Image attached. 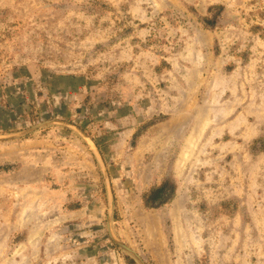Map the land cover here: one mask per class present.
<instances>
[{"label": "rangeland", "instance_id": "1", "mask_svg": "<svg viewBox=\"0 0 264 264\" xmlns=\"http://www.w3.org/2000/svg\"><path fill=\"white\" fill-rule=\"evenodd\" d=\"M49 120L144 264H264V0H0V134ZM0 151V264H139L75 131Z\"/></svg>", "mask_w": 264, "mask_h": 264}, {"label": "water", "instance_id": "2", "mask_svg": "<svg viewBox=\"0 0 264 264\" xmlns=\"http://www.w3.org/2000/svg\"><path fill=\"white\" fill-rule=\"evenodd\" d=\"M45 125H61L63 127H67L73 131H75L81 138H83V140L86 142V144L89 146L91 152L93 153L97 163L99 164L100 167V172L102 174L104 183H105V187H106V193H107V228L110 234L111 239L117 244L119 245L122 249H124L126 252H128L130 255H132L136 261L139 264H144V262L141 260V258L139 256H137L135 254V252H133L132 250H130L129 248H127L126 246H124L123 244H121L119 242L118 239H116L112 232H111V220H112V191H111V187L109 184V180H108V176H107V172L105 169V166L103 164L102 158L98 152V149L96 148L95 144L91 141V139L85 134L83 133L79 128H77L76 126L65 122V121H60V120H49L46 122H43L41 124L35 125L29 129H26L24 131L21 132H16V133H8V134H0V141H8V140H13L16 138H19L20 136H23L37 128H40L42 126Z\"/></svg>", "mask_w": 264, "mask_h": 264}, {"label": "trees", "instance_id": "3", "mask_svg": "<svg viewBox=\"0 0 264 264\" xmlns=\"http://www.w3.org/2000/svg\"><path fill=\"white\" fill-rule=\"evenodd\" d=\"M222 6L210 7L208 11L212 9L221 10ZM8 167L3 166L2 170H6ZM176 187L168 179L164 180L158 186L151 188L148 193L143 195V204L146 208H157L170 202L175 195Z\"/></svg>", "mask_w": 264, "mask_h": 264}, {"label": "crops", "instance_id": "4", "mask_svg": "<svg viewBox=\"0 0 264 264\" xmlns=\"http://www.w3.org/2000/svg\"><path fill=\"white\" fill-rule=\"evenodd\" d=\"M0 153H1V151H0ZM0 159H2V157H0ZM0 165H3V166L8 165L11 168L13 167L12 165H10V163L8 161H4V160L1 161ZM2 173H4V172H2ZM14 176H15L16 181H19L21 184L22 183V177L19 175L17 168H15V170H14ZM16 183H18V182H16ZM175 195H176V190H175ZM175 195H174V197H175Z\"/></svg>", "mask_w": 264, "mask_h": 264}]
</instances>
